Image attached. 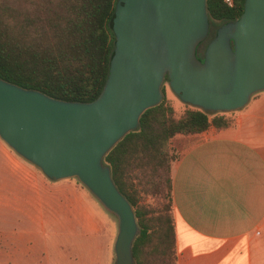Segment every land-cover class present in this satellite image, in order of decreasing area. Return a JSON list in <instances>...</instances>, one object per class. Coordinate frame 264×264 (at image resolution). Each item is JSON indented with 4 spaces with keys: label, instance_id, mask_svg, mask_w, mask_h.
<instances>
[{
    "label": "water",
    "instance_id": "water-1",
    "mask_svg": "<svg viewBox=\"0 0 264 264\" xmlns=\"http://www.w3.org/2000/svg\"><path fill=\"white\" fill-rule=\"evenodd\" d=\"M208 0H119L110 75L91 103L57 100L0 79V138L51 181L77 178L119 221L116 264H135L140 233L129 200L105 164L107 154L163 100L166 78L185 104L232 113L264 92V0L222 26L203 62Z\"/></svg>",
    "mask_w": 264,
    "mask_h": 264
},
{
    "label": "trees",
    "instance_id": "trees-1",
    "mask_svg": "<svg viewBox=\"0 0 264 264\" xmlns=\"http://www.w3.org/2000/svg\"><path fill=\"white\" fill-rule=\"evenodd\" d=\"M119 0H0V79L57 100L91 103L107 84L117 37L113 23ZM246 0H208L210 32L198 51L205 57L219 29L239 20ZM166 82L169 83L168 77ZM141 117L105 157L113 180L129 200L140 233L135 264H177L171 144L211 127L236 126L233 115L189 106L181 116L166 98ZM144 192L156 203H146Z\"/></svg>",
    "mask_w": 264,
    "mask_h": 264
},
{
    "label": "crops",
    "instance_id": "crops-1",
    "mask_svg": "<svg viewBox=\"0 0 264 264\" xmlns=\"http://www.w3.org/2000/svg\"><path fill=\"white\" fill-rule=\"evenodd\" d=\"M226 115H233L234 128L174 140L183 143L173 165L177 264H264V92ZM0 150L15 177L22 163L2 143ZM12 196L24 207L0 196V232L6 231L7 205L15 221L20 216L18 230H32L39 221L37 193Z\"/></svg>",
    "mask_w": 264,
    "mask_h": 264
},
{
    "label": "rangeland",
    "instance_id": "rangeland-1",
    "mask_svg": "<svg viewBox=\"0 0 264 264\" xmlns=\"http://www.w3.org/2000/svg\"><path fill=\"white\" fill-rule=\"evenodd\" d=\"M163 88L177 117L181 116L189 106L173 93L168 82ZM0 141L22 163V168L13 177L9 158H5L0 150V196L7 195V201L24 207L20 204L23 203L20 196L12 200V193L36 192L39 208V221L28 231L18 230L19 225H15L20 218L18 212L15 221L13 214L16 211H11L9 205L5 207L6 213L2 212V217L7 216V223L4 225L6 231L0 232V264H116L115 244L119 233L116 215L77 178L51 181L1 138ZM182 148L180 140L171 144L172 154L177 159ZM3 161L5 164L1 163ZM143 195L147 204L156 203L151 193L144 192ZM3 201L0 199V203ZM25 227L29 228V225Z\"/></svg>",
    "mask_w": 264,
    "mask_h": 264
},
{
    "label": "built area",
    "instance_id": "built-area-1",
    "mask_svg": "<svg viewBox=\"0 0 264 264\" xmlns=\"http://www.w3.org/2000/svg\"><path fill=\"white\" fill-rule=\"evenodd\" d=\"M228 6H233V0H224Z\"/></svg>",
    "mask_w": 264,
    "mask_h": 264
},
{
    "label": "flooded vegetation",
    "instance_id": "flooded-vegetation-1",
    "mask_svg": "<svg viewBox=\"0 0 264 264\" xmlns=\"http://www.w3.org/2000/svg\"><path fill=\"white\" fill-rule=\"evenodd\" d=\"M197 55L203 62L205 61V57L201 55L199 51L197 52Z\"/></svg>",
    "mask_w": 264,
    "mask_h": 264
}]
</instances>
